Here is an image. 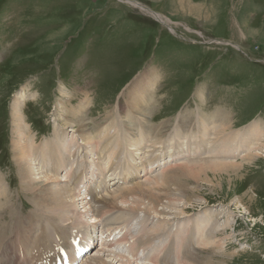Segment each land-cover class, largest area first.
<instances>
[{
	"label": "rangeland",
	"instance_id": "374dc122",
	"mask_svg": "<svg viewBox=\"0 0 264 264\" xmlns=\"http://www.w3.org/2000/svg\"><path fill=\"white\" fill-rule=\"evenodd\" d=\"M123 1L0 0V187L5 193L0 207L14 208L12 214L22 221L33 214L35 197L22 185L12 163L11 109L14 104L20 108L25 129L36 145L53 138L55 123L60 128L64 120L71 119H66L65 111L62 114L63 106L68 111L80 110L79 115L87 119L82 121L89 123V128L96 119L106 120L111 114L113 121L104 120L105 123L100 124L113 125L111 133L106 132L103 140L116 148L115 152H102L99 146L102 139L97 138L102 131L97 134L89 129L84 135L96 137H92L88 147L92 154L77 147L76 151L71 149L76 157L69 156L66 167L57 174L48 169L50 161L28 160V165L31 164L33 172L38 174L32 175V179L42 183L43 178H53L54 182L45 184L51 188H66L78 200L76 212L69 213L68 221L63 223L65 244L56 234L55 226L49 224L51 220L43 221L44 225L40 222L39 228L32 226L33 222H25V227L31 226L33 232L31 236L23 233L21 240H26V246L21 248L26 250L24 262L18 264H45L49 257L45 251L56 253L57 264H62L64 257L59 259L62 252L71 257L74 264L77 255L65 249L69 246L72 250L83 249L87 238L92 239L93 246L83 252L85 258L81 264H87L98 255L110 263L112 257L108 255L113 256L114 252L129 255L128 244L113 245L119 238L128 236L131 241L167 224L164 229L171 233L177 229L184 231L189 223L193 227L190 239L193 247L186 249L199 252H196L199 263L264 264V149L259 150L253 162L240 163L247 145L235 153H228L229 159L235 158L230 163L241 164L240 171L235 172L237 175L226 172L198 175L196 169L191 172L186 168L177 170L189 161L198 160L197 157L183 159V151L177 153L179 157L172 163L164 159L165 150L172 146L169 136L178 141L176 124L181 118L185 124L182 132L188 135L186 141L192 140L188 129L193 126L198 129L195 122L202 126L200 116L214 113L220 115L219 120L229 118L233 133L237 131L242 135V129L245 131L249 125L264 132V0H130L162 17L166 26ZM146 104L149 111L144 113L139 106ZM73 123L65 127L68 142L71 138L76 142L78 136L75 133L77 125ZM127 123L138 134L137 148L123 142L132 139L125 128ZM156 134L166 136L162 139L163 149L153 145L155 147L145 152ZM77 151H81V158ZM97 152L103 155L102 160L95 159ZM85 154L89 157L84 161ZM155 160L162 161L159 164ZM177 173L183 174L182 177L170 182L171 175H180ZM138 183L159 198L156 209L166 216L157 217L152 211L142 213L148 208L147 202L134 195L133 198L141 200V211H128L134 208L132 197H128L127 203L118 201L119 209L108 213L95 216L84 212L89 208L88 199H85L89 187H98L92 197L100 201L109 198L112 192L129 189ZM91 206L95 205L91 203ZM181 211L184 216L180 215L174 222L173 216ZM3 218L0 217L5 235L0 244L5 254L2 264L14 252L6 243L19 236L13 218L8 214ZM45 226L50 241L42 243V227ZM72 233L75 234L72 241L81 236L78 246L68 244ZM119 233L122 235L112 239ZM204 233L212 234V244L201 248ZM171 237L169 234L163 237L160 254L156 253L159 259L165 246H169V253L174 252L175 238L170 240ZM94 239L97 240L95 249ZM36 242H40L45 251L35 252ZM151 242L152 245L160 244L157 238H151ZM145 252L140 250L139 255L153 254ZM181 254L184 253L178 251L179 264L183 262ZM32 256H36L35 259H30ZM148 261L138 263L155 264Z\"/></svg>",
	"mask_w": 264,
	"mask_h": 264
},
{
	"label": "bare ground",
	"instance_id": "6f19581e",
	"mask_svg": "<svg viewBox=\"0 0 264 264\" xmlns=\"http://www.w3.org/2000/svg\"><path fill=\"white\" fill-rule=\"evenodd\" d=\"M123 2L130 3L131 5H133V7H138L139 9L143 10L144 12L150 14L155 20L159 21L161 24L166 26V23H165L166 21L164 19H162V17L158 16L155 13L150 12L145 7H143V6L139 5V4H136V3H134V2H132L130 0H124ZM140 108H142V111L144 113L146 111H149L148 104H146L145 107L139 106V109ZM11 110H12L11 111V123H12V125H11L12 126L11 127V133H12V137H13L12 154H13V157H14V161H12V163L14 162V165H15V167L17 169V172L19 174V179H20L22 185H24L25 188H27V190L29 191L28 193L31 192L34 195L35 198H34V201L32 202L33 214L28 216V217H25V221H22L19 217H14V215L12 214V211H15L14 208L10 207V209H9V207H6V208L5 207H0V211L2 209L4 210V211H1L2 214L0 213L1 220L4 219L3 218L4 214H8L11 218L14 217L13 218L14 226H15L16 229L19 230V233H20V234L19 233L17 234L19 236H16V240L10 241V242L6 241L7 243L5 242L7 246L14 248V250H13L14 252L11 251L12 252V253H10V257L11 258L9 260L7 258V260H5V262L3 264H18L19 262L20 263L24 262V253H25L26 248H21V246H26V243H25L26 240L24 242L21 239L23 237L24 231L27 233V235H30V236H31V234L33 232L32 228L30 226L31 224H29L30 227L26 228L27 226L25 227V222H27V221H29V223L33 222L34 224L32 226H34L35 228H39L40 222L42 223L43 221L51 220L49 222V224L51 223V226H52V224L55 226L56 234L59 236V239L61 240V242L64 243L63 240H65L64 239L65 235H64V232H63V228H64L65 224L63 225V223H66L68 221V214L69 213L72 212V214H73L74 212H76L75 210H77L76 209V201L78 199L76 200V198H75L76 196L74 197V194L70 190H68L66 188H63V187H57L56 186L57 184L56 185L53 184V185L56 186V187H53V188L49 187L48 184L47 185L45 184V183L54 182L55 180L53 178L50 179V178L46 177V178H43V181L41 179L43 184L42 183H38L37 181H35L34 178L33 179L31 178L32 175H38V174H35V172H33L32 168L30 166L31 164L28 165V160L29 159H33V160H38L39 159V161H41L43 163L46 162V161L48 163L50 161V166H48V169L51 170L52 173L57 174L58 172H60L61 170H63L66 167L67 160H68L69 156L70 157H72V156L76 157L75 156L76 155L75 152L72 151L75 154H71V149L76 151L75 147H77L78 149H81L82 151H87L88 154H92V153L88 152V147H90V145L92 143V137L93 136H89V134H87V135L85 134L84 135V132H86V131L89 133V129L91 131L97 133V134H98V131H102L101 136L97 137V138H100L99 139L100 141H101V139L103 141V143L101 141L100 145H99L102 152L106 151V150H112V151L115 152V150H116V148H115V146L113 144H108L107 143L108 140L107 141L103 140V138H106V132L107 133H111V129H113V128H111L113 126L111 124H108L107 126H101L100 123H102L105 120V118L102 119V121L101 120L99 121V120L96 119V121H93V123H91L92 127L89 128L88 127L89 123L88 124L84 123L87 119H85L84 116H80L79 115V111L80 110L77 111V112H75V110L74 111L73 110L68 111L63 106V108H61L62 114L65 111L66 119L67 118H71V119L70 120H68V119L64 120L65 123L62 124V127H60L61 129L55 123L56 121H54L55 124L53 125V135H54L53 138L48 139V140H44L40 144L36 145V143H35V141L33 139V136L29 133V131L26 130L27 127L23 123V116H22L20 108L19 107H15V104H14V106L12 107ZM69 113H71L72 116L69 117ZM110 115H109V117L108 116L106 117L107 119L105 121H109V120L113 119L112 118L113 115H111L112 117ZM114 117H116V116H114ZM83 119H85V121H82ZM181 119H180L179 124H176L177 127H176L175 136L178 139V141L177 140H173L172 139L173 138L172 135L169 136L168 139L171 138L172 146H169V149L167 148V150H165L166 151L165 153L163 152L164 154H166L164 159L167 158V159H169V162L172 163V162H174L173 161L174 159L179 157V155L177 153L179 151H183V154L185 153L184 154L185 156H182L183 159L187 158V159L190 160V159H193V158L197 157L198 160L196 159L195 161L194 160L189 161L188 163L183 164L184 167L182 165L180 167H177L176 168L177 170L178 169L179 170H183L184 168H186L189 171L190 170L194 171V169H196V172H197L198 175L199 174L207 175L208 173H218V172H226L228 174L229 173H234V175H235L236 174L235 172L238 171L239 169H241V167H240L241 164L240 163L248 162V161L252 160L254 157L259 156V150L264 149V132L262 130H260V131L257 130V129L254 130L253 129L254 126L253 125H249L248 127L245 128V131L242 129V132H244L242 135H241V133H237V131H235L233 133V132H231L232 131V127H231L232 124L229 121V118L226 117L224 119L222 117L221 120H219L220 119V115L219 114H215V113L210 115V116L201 115L200 119L202 120V126L200 127V123L195 122V125L198 127V129L196 127H194V126H193V129L189 128L188 132H191L192 140L186 141L185 139H186V137L188 135H186L185 132H182L183 131L182 128L184 127L185 124L183 123V121ZM185 119L186 118H184V120ZM218 120L220 122L219 124H218ZM72 121H74L73 124L77 125L76 126L77 130H76L75 133H77L78 136L75 137L76 140L73 139L76 142L71 141L72 138H71V140L69 142L66 140L68 138V131H67V129L65 127L68 126L69 123L72 122ZM103 123H105V122H103ZM148 124H149V122H148ZM125 125H126L125 128H128V130L130 131V135H131L132 139L129 142L127 141V143H126V139L123 140V142L125 144L129 145V147L137 148V146H138L137 145V143H138V140H137L138 134H136V131H134V129L131 128L129 123H127ZM25 127H26V129H25ZM190 127H192V126H190ZM149 130H151V129H149ZM142 132L144 134V131H142ZM149 132H151V131H149ZM97 134H95V135H97ZM143 134L142 135L139 134V135L143 136ZM210 136H211V138H210ZM154 137L155 138H153V144L151 146H148L147 150H145V152L149 151V148L155 147L153 145H156L157 146L156 148H162L163 149L162 144L164 145V143H162L163 142L162 139H165L166 136L165 135L156 134V136H154ZM93 138H96V137H93ZM164 142L166 144L167 140L166 141L164 140ZM177 142L179 143V145L177 144ZM185 142L188 143V146H186V147H185ZM128 143H130V144H128ZM246 145H247V148L245 149L246 151H242V156H240L241 158L244 157L242 159V161L240 163H230V162H233L235 158H231L230 157V159H229L230 154H228V153H235V152L239 151V149L244 148ZM94 147H95V145H94ZM166 147L167 146H165V149H166ZM77 153L80 156L81 151H77ZM191 153H193V154H191ZM88 154L83 155L82 158H83L84 161L86 159H88V157H89ZM101 155H102L101 153L97 152L95 154V156H97L95 159L96 160H100V159L102 160L103 159L102 158L103 155L102 156ZM245 155H247V156H245ZM80 158H81V156H80ZM161 161L162 160H155V163H159L160 164ZM169 162H168V164H169ZM252 162H253V160H252ZM84 163H86V162H84ZM153 165H151V167ZM73 172H74V170H73ZM190 172H188V173H190ZM180 173H177V174H180ZM71 175H72V173H71ZM181 175H183V174L174 175L175 177H173V175H171L172 179H171L170 182H173V181L177 180V177H179ZM188 175H190V174H188ZM188 179H189V177H188ZM192 179H193V177H192ZM206 179L208 180L207 177H206ZM161 180H163V179H161ZM168 180H169V178H168ZM163 183H165V182H163ZM170 187L172 188V186H170ZM96 188H98V187H95V188L94 187H89L88 190H86L87 191V196H86L85 199L86 200L88 199L87 205L89 204V208L87 207L88 210H85L84 212L91 213V214H93L95 216H97L98 214H101V213H108L110 210L119 209L118 206H117V202L118 201H120V202L122 201V203H127L128 197H132V195H134V196H136V197H138L140 199H144V201L147 202L148 208L142 210V213L144 212V213L148 214V212L152 211L153 213H155L157 215V217L158 216H160V217L166 216V214L164 212H162V211L158 212L157 209H156V206L158 204H160L159 203L160 202L159 198H157V196L154 195L152 193V191L149 190L148 187H145V186H143L140 183H138L134 187L132 186L131 188L126 189V190H120L118 192L116 191V193H114V194L112 192V195L109 196V198H102L100 201L94 200L93 197H92V195H94L93 191ZM178 188H180V187H178ZM4 194H5L4 193V188L2 189V187H0V200L5 196ZM182 194H183V192H182ZM133 197L131 198L132 199L131 202L134 205V208L131 209V210H128V211H132V212H134L136 210L137 211L138 210L141 211V209H140V206L142 205L140 203L141 200H138L137 198H133ZM185 199H186V197H185ZM82 202H83V200H82ZM91 203H92V205L94 204L95 206L92 207ZM184 214L185 213L183 211H181L179 215H177V214L174 215L173 216L174 217L173 221L177 222V220L180 219V215L184 216ZM17 215H19V214L17 213ZM80 215H82V214H80ZM211 216L212 215H210V217ZM92 218L93 217H89V219H92ZM18 220H21V221H18ZM53 221L56 224H54ZM163 221H164V219H163ZM73 223H74V221H73ZM164 223H166V222H164ZM42 224H41V226H42ZM1 225H0V244L4 241V236H5L4 235V228H2ZM186 225H187L186 228L183 229L184 231H180V230L177 229L178 231L176 230L174 233L173 232L172 233L169 232V229L165 230L164 228L166 226L164 225L165 226L164 228L155 229V230L151 231L150 234L149 233L143 234V235H141L139 237L131 239V241L127 239L128 236H124L122 238H119L118 240H116V242L113 243V245L116 247V246H119L120 244H128L129 247H130L129 248V252H128L129 255L128 256H123V255L120 254L121 252L120 253L114 252L113 256L108 255V257H112V259L111 258H109V259H111V262H113V261L116 262V264L117 263H119V264H136L137 263V264H139L138 261H142V260H149V261L154 262L155 264H179L178 259L180 257H178V251H180V253L181 252L184 253V254H181L182 255V261H183L182 264H187V263H189V264H197V263L200 262L198 260L197 255H196L197 251L193 250V252H192V250H191V252H192L191 253L189 251V249H186L187 247H189V248L193 247V244L191 245L192 241L190 242V239H191V236H192V228L193 227H192V224H190V223L186 224ZM45 228H46V226L44 228L42 227V230L44 232V234H42V236H41V238L44 239L42 243H46V242L50 241L49 240V235H48L49 232L48 231L46 232ZM51 229L52 228H50V231H51ZM195 231H196V229H195ZM55 232H53V233H55ZM5 234H7V233H5ZM168 234H169V237H171L173 235L172 237L175 238L173 240L174 241V252L169 253V249H168L169 246L168 247L165 246L164 247L165 249L162 246V248L164 249V250H162V252L164 254H162L163 256L161 255L162 257H161V259H159L160 257H157L159 255H157L156 253L160 254L159 250L161 248V244L164 243L163 242V240H164L163 237H165ZM170 234H172V235L170 236ZM204 235L205 236L203 237L204 240L201 243V248L206 247L208 245L210 247V245L212 244L211 243L212 234L210 235V233L209 234L204 233ZM172 237L170 238V240L172 239ZM151 238L152 239L153 238L159 239L160 240V244H157V245L153 244L152 245ZM214 239H216L215 236H214ZM201 240H202V238H201ZM21 241H23V242L21 244H19ZM30 242H32V241H30ZM51 243H55V242H51ZM101 243H102V247H103L104 246V241L102 240ZM213 243H214V241H213ZM34 245H35L34 249L37 248V251H35V252L45 251L44 249L43 250L41 249L43 246L41 247L40 242H36ZM57 246H58V244H57ZM92 246H93L92 239L87 238L86 241H85V244L83 245V249H87L88 247H89V249H91ZM217 246L218 245L215 246V248H214L215 250H216ZM178 248H180V250H177ZM3 249H4V247H3ZM140 250H142L143 252L146 251L145 253L150 251L153 254L150 255V256L147 255L146 257H144L143 256L144 253L142 255H139V251ZM212 251H214L213 248H212ZM45 252H48V254H49V257H48V259H46V263L45 264H57L56 257H55L56 253L54 251H45ZM26 253H28V252H26ZM111 253H113V252H111ZM197 253H199V252H197ZM6 254L9 255L8 250H7ZM52 254H53V256H52ZM107 254H109V253H107ZM3 256H5V254H3V251L1 249V251H0V264H2L1 261L3 259ZM34 257H36V256H34ZM34 257L32 256L30 259H32V258L35 259ZM124 257H127V258L130 257L128 259H131V260L124 259ZM28 258H29V256H28ZM67 258H68V264H73L72 262H74V261L72 260V258L69 257V256H67ZM104 261L105 260L104 259L102 260L99 257V255H98V256L90 259L87 264H92V263H95V264H111V262L109 263V262H106V261L104 262ZM199 264H202V263H199Z\"/></svg>",
	"mask_w": 264,
	"mask_h": 264
},
{
	"label": "water",
	"instance_id": "95a60500",
	"mask_svg": "<svg viewBox=\"0 0 264 264\" xmlns=\"http://www.w3.org/2000/svg\"><path fill=\"white\" fill-rule=\"evenodd\" d=\"M137 4V3H136Z\"/></svg>",
	"mask_w": 264,
	"mask_h": 264
}]
</instances>
